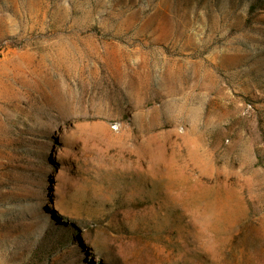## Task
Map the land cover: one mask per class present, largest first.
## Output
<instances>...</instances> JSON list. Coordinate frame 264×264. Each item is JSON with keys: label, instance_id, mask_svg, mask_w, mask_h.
<instances>
[{"label": "rangeland", "instance_id": "374dc122", "mask_svg": "<svg viewBox=\"0 0 264 264\" xmlns=\"http://www.w3.org/2000/svg\"><path fill=\"white\" fill-rule=\"evenodd\" d=\"M0 264H264V0H0Z\"/></svg>", "mask_w": 264, "mask_h": 264}]
</instances>
